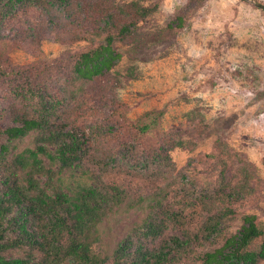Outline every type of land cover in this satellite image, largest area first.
<instances>
[{"label": "rangeland", "instance_id": "374dc122", "mask_svg": "<svg viewBox=\"0 0 264 264\" xmlns=\"http://www.w3.org/2000/svg\"><path fill=\"white\" fill-rule=\"evenodd\" d=\"M251 1L264 6V0H98L92 8L75 6L64 14L21 8L12 20L0 18L5 68L37 64L51 67L57 76L89 45L78 39L93 30L91 23L105 7H157L132 36L115 43L121 61L105 80L81 88V109L73 114L89 134L94 125L121 112L85 159L92 180L81 178L79 171L63 175L66 191L87 184L103 188L115 181L128 196L98 227L96 245L109 264L128 237L133 245L127 253H133L143 239L133 231L150 212L161 217V210L179 212L188 203L200 213L189 229V252L179 256L189 264H201L204 252L237 234L245 215H255L264 228V11ZM160 110L164 114L156 135L120 128L144 123L148 112ZM165 135L171 142L164 149L170 150L159 157L151 150ZM33 141L16 143L13 152L33 148ZM110 155L117 161L102 170ZM137 164L144 166L141 178L135 176ZM161 199H166L163 205L155 206ZM128 203H141V210ZM187 236L168 223L159 239L145 243L153 248ZM25 253L24 248L12 249L5 256L23 258Z\"/></svg>", "mask_w": 264, "mask_h": 264}, {"label": "trees", "instance_id": "16d2710c", "mask_svg": "<svg viewBox=\"0 0 264 264\" xmlns=\"http://www.w3.org/2000/svg\"><path fill=\"white\" fill-rule=\"evenodd\" d=\"M97 1L0 0V18L3 22L8 17L12 20L21 8H36L48 15L56 11L64 14L75 6L92 8ZM156 9L137 4L105 7L91 23L95 26L93 30L78 39L89 45L57 76L51 72V67L41 68L37 64L7 69L3 64L5 53L0 52V90L4 91L0 96V124L6 125H0V264H109L108 257L96 245L98 227L128 196L115 181L103 188L87 184L66 191L63 175L79 171L81 178L88 176L92 180L85 168V159L90 156L92 143L106 134L104 129L114 125L121 112L118 110L109 119L94 125L89 134L73 114L81 109L77 100L81 88L105 80L121 61L122 54L115 43L132 36ZM69 18L73 20L74 16ZM178 21L177 27H181L183 19L178 18ZM163 114L162 110L148 112L144 123L120 128H135L141 136L153 131L156 135ZM27 138L34 139L33 148L13 152L16 143ZM163 139L151 153L166 156L170 149L164 147L171 142V137L165 135ZM177 146H182V142ZM116 161L110 155L102 162V170L108 171L107 167ZM133 168L140 170L135 176L141 178L144 166L137 164ZM43 178L47 180L42 182ZM172 186L175 187L170 185V188ZM166 199L157 201L155 206H162ZM128 205L139 210L142 206L141 203ZM198 208L188 203L179 212L161 210V217L150 212L133 231L143 239L137 242L133 253H127L133 245L131 237L121 242L114 253L113 264H189L179 256L189 252V229L195 218L200 217ZM242 220L237 234L221 247L199 257L201 264H258L264 260V228L255 215H245ZM31 221L37 225L30 227ZM168 223L178 226L183 236L187 232V238L172 237L153 248L148 247L145 241L159 239ZM259 240V249H252ZM23 248L26 252L23 258L5 256L8 250Z\"/></svg>", "mask_w": 264, "mask_h": 264}, {"label": "water", "instance_id": "95a60500", "mask_svg": "<svg viewBox=\"0 0 264 264\" xmlns=\"http://www.w3.org/2000/svg\"><path fill=\"white\" fill-rule=\"evenodd\" d=\"M251 3H253L256 7H258L259 9L264 11V6L263 5H260V4L256 3V2H253V1H251Z\"/></svg>", "mask_w": 264, "mask_h": 264}]
</instances>
